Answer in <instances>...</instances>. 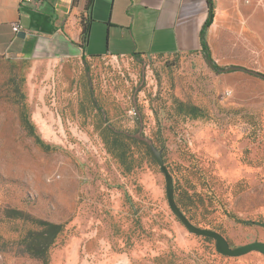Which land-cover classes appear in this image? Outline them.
Returning <instances> with one entry per match:
<instances>
[{"label":"rangeland","instance_id":"374dc122","mask_svg":"<svg viewBox=\"0 0 264 264\" xmlns=\"http://www.w3.org/2000/svg\"><path fill=\"white\" fill-rule=\"evenodd\" d=\"M227 42L236 43L234 32ZM103 56L32 66L0 53V264H44L26 235L64 225L50 249L81 244L69 264H264L227 256L172 211L232 247L264 242V58L223 52ZM238 66L245 69L225 68ZM30 118L33 128L22 121Z\"/></svg>","mask_w":264,"mask_h":264},{"label":"crops","instance_id":"0c3cea01","mask_svg":"<svg viewBox=\"0 0 264 264\" xmlns=\"http://www.w3.org/2000/svg\"><path fill=\"white\" fill-rule=\"evenodd\" d=\"M205 40L214 51L264 58V0H213ZM208 0H42L37 9L20 0H0V53L32 66H73L103 56L204 53L202 30ZM19 22L20 33L12 24ZM234 32L236 43L227 42ZM211 52V53H212ZM56 249L52 264L75 263L81 244ZM81 243V244H80ZM72 263V264H73Z\"/></svg>","mask_w":264,"mask_h":264},{"label":"trees","instance_id":"16d2710c","mask_svg":"<svg viewBox=\"0 0 264 264\" xmlns=\"http://www.w3.org/2000/svg\"><path fill=\"white\" fill-rule=\"evenodd\" d=\"M208 1H209V11H210L209 12V18L206 21V23L204 24V28L202 30L204 54H205L206 59L209 60L210 62H212V65L215 69H220V65L212 57L210 47H209L208 43L206 42L205 36H204L205 29L211 24L213 17H214V2H213V0H208ZM234 67H236V69H245V68L238 67V66H234ZM22 121H23L25 126L31 127V128L34 127L30 118H28V116H26L25 114H22ZM126 137L129 139H132L133 141L135 140V141H139V142H142L144 144H147L149 150L154 153V151L152 149L153 144L150 142V140H148L144 136H140V137L138 136L137 137L136 135H133V134H126ZM176 202L179 205V207L181 208V210L185 213V207L188 204L183 203L182 201H180L177 198H176ZM186 216H187V214H186ZM38 221L40 222V224H42V228L39 230H30L28 232V234L26 235L27 250L32 255L43 259L44 264H49L50 249L53 246V244L55 243L57 236L63 231L64 225L61 223H54V222H50V221H46V220H38ZM204 237L207 239H212L210 237H206V236H204Z\"/></svg>","mask_w":264,"mask_h":264},{"label":"water","instance_id":"95a60500","mask_svg":"<svg viewBox=\"0 0 264 264\" xmlns=\"http://www.w3.org/2000/svg\"><path fill=\"white\" fill-rule=\"evenodd\" d=\"M234 68L236 67L230 66L225 68V70H230ZM253 73L264 77V74H261L259 72L254 71ZM152 149L157 157V160L161 166L162 171L165 174L166 192H167L169 205L172 211L174 212V214L182 221V223L188 228L190 232L214 239L216 242V249L220 253L227 256H241L252 251H260L261 253L264 254L263 241H254L248 244L232 247L229 240L222 233L213 229L204 228L195 225L181 210V208L176 202L173 177L165 164L164 158L162 156V152L158 150L154 145H152Z\"/></svg>","mask_w":264,"mask_h":264},{"label":"built area","instance_id":"2783aa9c","mask_svg":"<svg viewBox=\"0 0 264 264\" xmlns=\"http://www.w3.org/2000/svg\"><path fill=\"white\" fill-rule=\"evenodd\" d=\"M42 3V0H20L21 6H26L28 8L37 9ZM13 31L18 34L21 31V26L19 22H14L12 24Z\"/></svg>","mask_w":264,"mask_h":264}]
</instances>
